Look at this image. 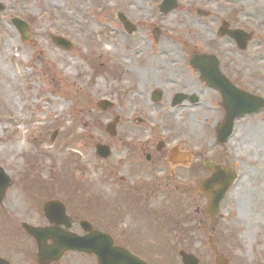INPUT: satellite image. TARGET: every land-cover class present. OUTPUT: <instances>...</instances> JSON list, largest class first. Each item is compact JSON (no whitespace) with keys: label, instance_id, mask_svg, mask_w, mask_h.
<instances>
[{"label":"rangeland","instance_id":"1","mask_svg":"<svg viewBox=\"0 0 264 264\" xmlns=\"http://www.w3.org/2000/svg\"><path fill=\"white\" fill-rule=\"evenodd\" d=\"M0 1L6 5L0 10V166L11 180L0 203V252L13 264H36L34 243L19 224L21 221L44 224L40 205L52 197L66 204L73 221L70 230L74 232L81 233L76 224L79 220L112 231L117 238L118 230L129 232L133 228L135 238L147 244L136 241L129 249L145 252L143 256L152 264H180L177 251L181 248L207 255L210 260L201 264H211L209 248L203 244L209 228L198 229L191 219L184 226L187 229L192 226L193 230L184 232L181 223L179 229L176 221H167L178 210L159 204L160 196L154 202L146 199L142 206L129 195L134 194V189L127 188L137 185L136 194L173 196L170 191L162 193L148 178L140 181L135 168L123 159L127 149L124 143L131 144L129 138L140 127L136 115L140 114L141 106L146 107L139 97L133 70L140 64L162 59L163 49L215 51L226 69H234L248 87L263 94L264 0H207L210 6L214 1H220L217 3L222 6L214 18L225 19L231 14L234 24L253 32L243 51L231 39L217 37L207 29H198L197 34L187 32L189 19L178 10L166 17L156 12H151L154 17L140 14L142 22L151 18L149 22L157 20L158 25L163 24L172 31L170 36L153 41L146 31L127 34L116 15L122 11L135 19L141 0ZM151 4H147L148 10ZM228 4L231 13L226 10ZM12 17L28 22L26 40H21L11 24ZM52 36H63L71 46L62 48L51 40ZM176 57L174 54L175 61ZM100 99L109 100L112 106L101 110L97 106ZM115 116L116 132L110 136L104 126ZM148 120L150 125L155 122ZM262 120L263 113L254 115L253 140L246 144L251 146L246 149L239 143L235 150L244 163L236 165L238 178L223 204L229 211L225 216L229 217L220 224L225 230L220 236L223 239L220 249L230 264H264ZM197 124L200 122L191 120V126ZM190 133L192 140L202 137L195 127ZM95 143L109 145L110 156L97 157ZM191 191L197 194L194 187ZM130 198L132 206L142 215L128 212L124 216L121 211L123 218L118 227L105 224L104 221L111 220V214L120 215L117 210L124 208ZM193 206L190 201V218L194 217ZM149 213L156 217L155 225L143 218ZM219 232L214 238H218ZM164 237L171 243L184 239L193 242L168 246L169 254L168 248L160 243ZM50 264H96V261L88 254L66 252Z\"/></svg>","mask_w":264,"mask_h":264},{"label":"flooded vegetation","instance_id":"2","mask_svg":"<svg viewBox=\"0 0 264 264\" xmlns=\"http://www.w3.org/2000/svg\"><path fill=\"white\" fill-rule=\"evenodd\" d=\"M204 2L202 0H188V2L184 0H141L137 4L136 18L132 19L126 12L124 14L120 11L121 21L119 23L125 33L135 34L139 32L143 34L146 31L153 41L161 36L172 35V31L165 29L163 24L158 25L157 20L149 22L151 18L144 21L147 25H143L141 13H146L151 17L155 16L151 12H156V15L159 13L162 16H168L178 10L185 16L186 20L189 19L187 20V26L190 30L187 32H193L194 34L199 33L198 29L204 28L209 33L220 37V27L223 26L224 29L240 27L234 24L231 14L226 16L225 19L214 18V14L221 12L222 6L217 3L220 1H214L211 6L208 5L207 0H204ZM148 3H152L149 10ZM164 3L166 5H163ZM212 6L215 7L212 8ZM226 10L231 13L232 9L229 4ZM225 37L228 38V36ZM210 52L199 49L180 52H176L172 48L163 49L160 53L162 59H159V57L156 62L147 63L143 66L140 64V67L133 70L137 77L136 84L139 87V97L146 107L141 106L140 114L136 115L135 120L140 127L129 138L132 143H124L127 149L123 159L135 168L134 170L140 181L143 178H148L152 184H156L155 187L161 188L162 193L170 191L173 194L172 197L167 194L130 195L138 199V203L142 206L146 199H151L154 202L156 197L160 196V200H157L159 204L166 205L168 209L176 207V210H178V213L175 212L176 216L168 217L167 221L169 223L176 221V226L179 229L181 223V229L185 232L188 229L193 230L192 226L188 229L184 226L191 219L194 222L193 225H196L198 229L207 230L209 228L210 233L203 240V244L209 247L215 245L217 248V252H213L209 248L212 264H227V256L220 249V241H223L220 236L225 231H222L220 224L229 217L225 216L229 214V211L223 207L225 198L221 200L218 209L213 211L212 208L207 207L213 194L199 192L198 189V194H191V184L198 183L212 175V172L202 167V162L211 161L226 170L238 171L236 165L238 162L244 163V159L235 150H237L239 143L245 146L246 149L251 146H246V144L253 140V117L255 114L263 113L264 115V102L263 107L257 112L246 113L234 118L230 132L226 134L227 126L225 123L229 109L235 108L231 112H237L240 109L239 103L236 102L235 104L232 101L229 104L225 100V93L229 91V88H217L210 85L201 78L200 71L190 64V60L194 55ZM174 54L178 56L176 57L177 62ZM205 65L211 66L212 64L207 63ZM217 67L222 76L226 77L234 87L253 93L246 81L242 77L240 79L234 69H226L221 63H218ZM214 74L215 72L212 70L205 73L206 76H213ZM235 97L238 99L237 94ZM149 113H152L151 118L148 116ZM148 119H153L155 122H152L150 126ZM179 119H182L181 122ZM191 120L199 121L200 124L191 126ZM261 123H264V120ZM194 127L202 133L199 140L191 139L190 130ZM190 201L194 205L193 218H190L189 213ZM129 212L139 214L134 207ZM140 213L144 212L141 211ZM149 214L144 219L156 222V217L151 213ZM121 220L120 217L114 219L113 224L115 227L116 223H120ZM110 221L108 220V222ZM217 230L220 231L219 236L214 238L218 234ZM118 231V238L112 231H107L118 245L127 247L136 241L147 244V241L135 238L133 229L129 232L123 229ZM171 242L166 238L160 240V243L166 247L180 244L190 245L193 241L184 239ZM197 242L199 245L202 244L200 240ZM148 252L151 253L149 249ZM219 255L221 258L216 262V256ZM197 257L199 264L206 263L209 259L207 255L203 254H198Z\"/></svg>","mask_w":264,"mask_h":264},{"label":"water","instance_id":"3","mask_svg":"<svg viewBox=\"0 0 264 264\" xmlns=\"http://www.w3.org/2000/svg\"><path fill=\"white\" fill-rule=\"evenodd\" d=\"M4 8L5 6L0 3V10H3ZM11 22L21 33H23V38H25L24 33L26 34L27 24L18 18H13ZM228 33L237 40L240 39L241 41H244L247 37L240 30L229 31ZM53 40L59 44L64 45V47H68L69 45L68 42H66L62 38H53ZM210 58V56L194 57L192 60V64L200 68V70H204L205 68L202 66L205 62L208 63L209 60L214 61ZM213 83L216 84V80H213ZM251 97L253 101L249 99L251 108H249L250 110L248 111H253L254 109H257V107L253 105H257L259 102L257 98L253 96ZM213 167L215 168V166ZM216 170L217 172H215L214 181H218L216 179V176L223 175L222 172H218V168ZM233 175V173H230L225 177V182L222 184V187L217 192V194H219V197L227 189L229 182L233 179ZM208 181L211 182V179H209ZM216 183L217 182H214L213 184ZM8 184L9 179L3 174V171L0 168V200L2 199L4 190ZM218 199L219 198H215L211 205L216 206ZM55 206L56 202H48L43 206V210L46 217L50 221L64 223L65 226L68 227L69 222L67 218H64V208L62 206V212H56V214L59 216L56 220L54 218V215L51 214V207L52 210H55ZM80 225L86 232L88 231L85 235L79 236L77 234L61 231L58 229L33 227L23 224L25 231L35 239L37 245L36 262L38 264H47L49 261L59 259L62 254L67 250H77L86 253H94L97 258V264H145L138 258L129 254L125 249L113 246L107 235L99 231L91 230L88 223L81 222ZM47 239L51 240V244H47ZM185 256L189 258L187 255L183 254V264H188V259ZM0 264L8 263L0 259Z\"/></svg>","mask_w":264,"mask_h":264}]
</instances>
